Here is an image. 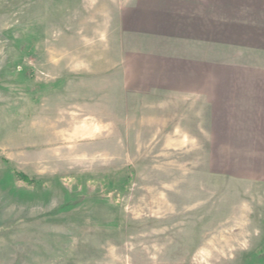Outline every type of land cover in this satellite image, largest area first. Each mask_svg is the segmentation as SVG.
I'll use <instances>...</instances> for the list:
<instances>
[{
	"label": "rangeland",
	"instance_id": "1",
	"mask_svg": "<svg viewBox=\"0 0 264 264\" xmlns=\"http://www.w3.org/2000/svg\"><path fill=\"white\" fill-rule=\"evenodd\" d=\"M138 8L0 0V264H264V57Z\"/></svg>",
	"mask_w": 264,
	"mask_h": 264
},
{
	"label": "crops",
	"instance_id": "2",
	"mask_svg": "<svg viewBox=\"0 0 264 264\" xmlns=\"http://www.w3.org/2000/svg\"><path fill=\"white\" fill-rule=\"evenodd\" d=\"M138 7L175 26L207 28L213 35L223 28L225 43L243 46L247 57H264V0H138Z\"/></svg>",
	"mask_w": 264,
	"mask_h": 264
},
{
	"label": "trees",
	"instance_id": "3",
	"mask_svg": "<svg viewBox=\"0 0 264 264\" xmlns=\"http://www.w3.org/2000/svg\"><path fill=\"white\" fill-rule=\"evenodd\" d=\"M6 163H10L9 160H4ZM12 174L14 179L17 181V183L23 184L27 187H37L41 182L38 180H35L34 178L30 177L29 175L25 174L24 172L12 168ZM134 174H128L127 179H125L122 182H118L115 184L112 188L108 190V192H114L116 197L121 196V194L128 191L129 186L131 182L133 181ZM43 185H48L47 182L42 183Z\"/></svg>",
	"mask_w": 264,
	"mask_h": 264
}]
</instances>
